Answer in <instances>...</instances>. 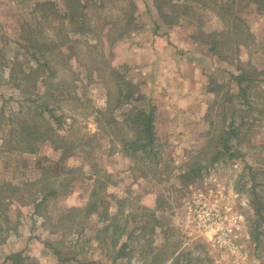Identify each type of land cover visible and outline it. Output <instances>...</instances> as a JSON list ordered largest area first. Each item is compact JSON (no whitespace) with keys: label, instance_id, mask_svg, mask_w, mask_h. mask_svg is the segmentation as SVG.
<instances>
[{"label":"rangeland","instance_id":"1","mask_svg":"<svg viewBox=\"0 0 264 264\" xmlns=\"http://www.w3.org/2000/svg\"><path fill=\"white\" fill-rule=\"evenodd\" d=\"M35 1L0 0V181L21 183L38 173L41 160L46 162L43 156L53 158L54 166L59 165L58 158L61 156L60 150H55L53 144L42 145L40 155L27 152L8 154L2 150V135L16 121L12 122L4 115L13 114L21 103L20 94L10 81V66L14 64L15 58L22 62L30 61L24 48L17 51L21 29L27 19L31 21L34 18L37 22L44 21V32H38L40 36L44 33L46 36H54L57 30L46 25L41 18V10H34L37 8ZM57 1L62 10L68 5L66 0ZM81 1L90 16L87 22L99 20L94 23L93 32L89 30L80 33L82 40L78 42V52L87 57L85 62H88V68L95 66L94 77L84 78L81 84H77L81 98L79 101L75 98L65 99L58 105V112H64L65 115L59 130L69 136L76 133L74 137L77 138L90 132L95 135V139L92 145L83 147L67 158L66 164L79 167L75 171L77 179L73 189L51 200L47 207H43V211L52 216L54 221L66 207H86L95 185L107 181L108 191L125 198L122 208L125 213L118 218V222L122 226L121 231L125 230L126 233L121 237L117 234L115 238L108 236L103 231L106 222L99 211L89 215L87 211L81 212L82 217L86 218L84 230L81 229L82 225L74 223H66L64 227L57 228L48 215L35 213L32 204L15 200L9 210L14 223L9 228L6 223L4 225L3 236L7 235V239L1 247L0 264H10L5 256L7 252L17 250H24L26 261L32 264H94L98 259L112 264H143L147 259L145 245L149 242L148 236L154 238L155 245L166 249L179 246L180 251L182 248H192L196 255L201 252L199 259L190 264H206L207 256L218 264H264V225L258 227V231L262 230L261 246L256 250V228L252 218L255 213L253 194L250 192L251 178L256 169L259 172L256 180L264 182V12L256 3H244L242 14L235 9L237 14L246 19L255 37L241 54L231 50L234 55L226 60L209 51L208 45L194 41L191 37L199 28L212 30L225 27L223 17L230 16V12H224L220 7L222 0H180L191 3L193 11L187 13L181 8V12H178L181 20L176 23L173 17L177 18V11H170L173 16L172 21L168 19L170 23L158 12L154 0H134L138 15L133 22V31L130 33L129 29L124 37L115 41L112 39L111 42L107 40L106 29L116 19L126 23L127 13H135L133 0ZM168 9L169 4L165 10ZM64 22L70 30L78 27L71 20L69 22L66 19ZM52 24L56 25L57 22ZM120 33L114 31L110 37ZM101 36L105 42L101 41ZM89 38L98 39L93 42ZM58 59L56 57L55 63L63 74V63ZM111 62L134 77L141 93L147 94L145 96L152 99L156 106L158 136L155 148L158 157L155 161L148 158L136 160L126 155L119 144L122 133L114 129L107 130L110 124L106 118L112 115L107 109V93L110 88L112 94H115L117 85L116 80L110 76L108 67ZM125 63L129 64L128 68L124 67ZM74 64L80 67L76 62ZM240 66L245 70L256 68L258 75L250 82L248 98L237 96L233 98L234 105L231 104L237 110L235 115L243 123L241 142H235L234 145L238 155L232 157L226 153L218 162L207 164L201 174L190 180L180 176L187 169L188 162L195 160L194 156H208L211 151L205 149L210 145L206 131H214L215 127L221 128L230 122L233 107H228L229 103L223 98L228 89L238 92V85L231 78V72L239 73ZM73 74L71 69H64L67 80H71ZM213 80L222 83L223 87L210 91L209 83ZM136 103L141 106L145 104V99ZM209 105L213 107V125L211 119L205 116ZM97 109L103 110L105 114L96 112ZM114 109L119 111L118 107ZM24 114L25 111L18 115ZM117 114L124 125L123 112ZM206 160L203 159L204 162ZM248 164L254 166L255 170H251ZM143 169L147 175H143ZM244 182L247 184L244 185ZM104 190L101 191L102 196L109 201L111 212H117L121 203ZM233 192L239 195L234 196ZM196 194L228 210L229 217L236 223L237 236L247 252L245 257L237 258L231 252H223L209 235L192 232L189 222L190 200ZM161 200L164 201L162 204ZM161 205L163 209L157 210L161 220L155 232L151 233L155 222L151 218L146 235L139 233L138 239L133 241V246L126 250L125 255L115 258L118 247L134 222L132 215L129 216L130 221L126 220L127 212L132 211L141 219L145 211L147 213ZM146 218H142V222L139 219V227L147 223ZM197 241L204 245H198Z\"/></svg>","mask_w":264,"mask_h":264},{"label":"trees","instance_id":"2","mask_svg":"<svg viewBox=\"0 0 264 264\" xmlns=\"http://www.w3.org/2000/svg\"><path fill=\"white\" fill-rule=\"evenodd\" d=\"M68 1V7L64 10L59 8L57 0H36L34 10H41L46 25H50L56 30L54 36H46L44 33L42 36L38 32H44V21H36L34 18L23 25L20 36L18 38L19 48H24L25 54L30 58L28 62H22L19 58L14 59V64L10 66V81L12 85L18 90L20 94V107L18 110L13 111L11 115L5 114V118L10 121H14L12 127L2 135V150H5L8 154L18 152L23 154L25 152L31 154H39L41 152L42 145L53 144L55 150H60L61 156L58 158L59 165L54 166L53 158L43 156L41 165H39L38 173L31 178L25 179L23 182H13L12 180L0 181V253L2 245L6 242L7 235L3 236L5 230V223L12 225L14 222L9 214L10 205L15 200H20L23 203L32 204L35 213L40 215H48L51 219V223L58 227H64L69 223L82 225V230L85 229L84 221L86 218L82 217V211H87V215L94 211H99L101 217L106 224L103 226V231L108 236L115 238L116 234L120 237L125 234L121 224L118 222V218L124 215L125 209L123 208L124 200L122 196L106 189L108 185L107 181H102L96 184L91 191L90 200L85 206L75 205L69 206L62 210V212L52 221V216L45 213L43 207H47L49 202L54 198H57L60 194H67L73 189V185L77 179L75 171L79 170L77 166H71L66 164V160L71 155L81 151L83 147L92 145L94 141V134L85 132L84 135L77 138L76 133L73 136H69L66 132H61L60 127L62 124V118L65 116L64 112L60 114L58 112V105L65 99H76L79 101L80 95L78 94V85L83 82L84 78L93 79V69L95 66H88V62H85L86 56H82L81 52H78L82 37L80 33L85 31H94V23L99 22L97 19L95 22L88 23L89 15L83 8L81 0H66ZM158 12L163 16L167 22L172 21V14L170 11L176 12V19L173 17V21L178 22L181 20L179 13L181 8L184 12L193 11L191 3L180 2L177 0H154ZM194 1V0H193ZM199 2L202 0H198ZM205 1V0H204ZM134 11L136 10V3L133 0ZM244 3H256L262 12H264V0H222L220 7L230 12V16H224L225 27L221 29L206 30L199 28L196 32L191 34L194 41H199L208 45V50L220 59L229 60L234 54L231 50H236L238 54H241L242 50L249 47L254 33L249 29L246 23V19L241 16ZM169 4L168 11L165 10L166 5ZM237 9V11H235ZM179 12V13H178ZM136 11L133 14L127 13L126 23L120 19L113 20L111 26L107 28V40L111 42L125 36L126 32L133 31V22L137 18ZM171 16V17H170ZM68 19L73 23H77L78 27L75 29H68L65 25V20ZM170 19V20H168ZM56 21L57 24L52 23ZM49 23V24H48ZM121 24V26H119ZM126 24H128L127 27ZM132 27V28H130ZM121 32L112 38L110 37L112 32ZM128 34V33H127ZM96 35V34H95ZM42 39V40H41ZM98 39V38H97ZM97 39L89 40L95 42ZM101 41L105 42V39L101 36ZM234 42L235 45L234 46ZM91 43V42H90ZM18 55V54H16ZM56 57H59L58 61L63 63V74L59 72V66L55 63ZM79 64V68L74 63ZM84 67L86 74H84ZM124 67H129V64L125 63ZM71 69L73 71V77L71 80H67L64 76V69ZM110 76L116 80V91L112 94V90L109 88L107 93V109L112 114L106 118L110 127L107 130L114 129L115 131L122 133L120 137V148L128 156H132L136 160H146V158L155 161L158 157V151L155 148L157 139V125L155 120V104L152 99L142 94L140 91L139 83H137L132 77L122 71L119 67L115 66L111 62ZM90 71V73H89ZM82 74V75H81ZM258 75L256 68L245 70L242 66L239 67V73L231 72V78L238 85V92H231L229 89L226 92L223 100L234 105L233 98L239 96L247 97V92ZM75 83V84H74ZM223 87L222 83L213 80L209 83V90L215 91ZM114 99V100H113ZM145 99V104L138 105L136 101ZM115 101V102H114ZM131 104V105H127ZM119 108V111H115L114 108ZM233 107L230 122L228 125L221 128L215 127L214 131L208 129L206 131L209 144L205 149H210L208 156H194L195 160L188 162L187 169L181 172L180 176L187 177L189 180L198 174H201L204 167L207 164H214L218 162L226 153L230 156H237L238 153L234 150L235 142L240 144L242 137V122L239 117L235 115L236 108ZM212 105H209L206 117L211 119L210 123L213 125L215 121L212 119ZM25 111L23 116L18 114ZM262 111V110H261ZM96 112H105L101 109H97ZM123 112L124 116L122 121L123 125L118 117L117 113ZM125 127V128H124ZM124 128V129H123ZM94 146H96L94 144ZM212 148V149H211ZM239 151V150H237ZM1 152V151H0ZM240 152V151H239ZM1 155V154H0ZM203 159H207L206 162ZM187 164V163H186ZM251 170H255L254 166L248 164ZM260 171V170H259ZM264 171V168L263 170ZM143 175H147L145 169L142 170ZM256 169L253 172L251 178V193L253 194L252 203L255 216V236L256 250L261 246V234L262 230L258 231V227L264 225V182L256 180L258 174ZM264 173V172H263ZM109 175L111 173L109 172ZM247 182H244L246 185ZM106 189V190H104ZM240 190L242 188H239ZM107 192L110 196H113L121 203L118 211L113 213L110 210L109 201L102 196V192ZM164 201L161 200V204ZM119 203V204H120ZM158 209H163L162 205L150 210L141 216V219L146 218V224L138 226L139 219L136 217V213L127 212V219L130 221L129 216L132 215L134 221L132 227L128 229L127 236L117 247L118 252L115 258H119L125 255L126 250L133 246V241L138 239L139 233L143 232L146 235L148 223L150 219H154V226L151 227V233L155 232V228L160 224L161 215L157 214ZM251 218V219H252ZM140 219V220H141ZM144 220H141L144 221ZM68 221V222H67ZM67 223V224H66ZM125 226L124 228H126ZM15 229L16 226H13ZM7 229V228H6ZM138 229H142L137 232ZM117 236V237H118ZM149 242L145 245V256L147 259L143 261V264H190L194 260L199 259L202 255L194 254L193 249H183L180 251L179 246L174 249L164 248L163 246H157L154 244V238L148 236ZM120 239V238H119ZM118 239V240H119ZM197 244L203 246L204 244L197 241ZM6 260L10 261V264H32L27 262V255L24 250L10 251L5 256ZM61 259V257H60ZM94 264H112V262H104L102 259L94 261ZM206 264H218L211 257L207 256Z\"/></svg>","mask_w":264,"mask_h":264},{"label":"built area","instance_id":"3","mask_svg":"<svg viewBox=\"0 0 264 264\" xmlns=\"http://www.w3.org/2000/svg\"><path fill=\"white\" fill-rule=\"evenodd\" d=\"M232 195L238 196L239 193L233 192ZM190 202L189 222L192 232L209 235L223 252H231L237 258L245 257V253L247 255L244 244L237 236L236 223L229 217L228 210L219 203L207 202L198 194Z\"/></svg>","mask_w":264,"mask_h":264},{"label":"crops","instance_id":"4","mask_svg":"<svg viewBox=\"0 0 264 264\" xmlns=\"http://www.w3.org/2000/svg\"><path fill=\"white\" fill-rule=\"evenodd\" d=\"M203 236H206L205 234H203Z\"/></svg>","mask_w":264,"mask_h":264}]
</instances>
